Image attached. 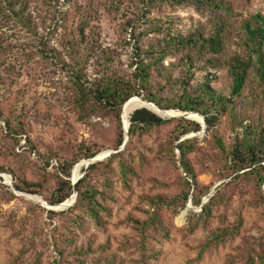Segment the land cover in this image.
<instances>
[{"label":"rangeland","instance_id":"obj_1","mask_svg":"<svg viewBox=\"0 0 264 264\" xmlns=\"http://www.w3.org/2000/svg\"><path fill=\"white\" fill-rule=\"evenodd\" d=\"M203 1L185 0L181 5H174L145 0L143 5L138 0H23L24 15L30 17L29 25H23L15 17L19 5L12 7L11 1L0 0V168L6 170V173H0V264H105L111 258H115V264H142L135 247L140 240L138 232L132 225L122 222L128 215L146 220V212L154 210L145 202L146 198L170 200L181 194L178 175L182 173L178 164L176 170L161 148L169 135L177 130L175 120L184 119L178 117L184 112L166 111L160 118L170 120L168 123L134 136L128 149L114 150L116 118L97 112L87 122H79L72 105L74 91L66 75L67 69L61 63L45 60L39 52L45 44L67 62L70 52L66 43L74 44V49L79 52L92 47L94 53L88 55L81 66L83 80L91 83L97 80L104 66L100 54L108 50L112 55V65L108 64L110 71L127 78L143 57L141 54L137 58V49L141 52L161 51L164 39L169 41L171 36H186L197 29L207 31L208 21L217 17L226 22L228 32L221 56L229 59L243 54L244 50L238 45L241 24L255 14L264 16V0H215L222 3L223 9L219 12L200 4ZM54 12H63L65 17L56 15L53 19ZM81 16L87 23L79 49L76 47L79 44L77 26ZM156 68L158 70L151 69L150 85L161 98L179 100L185 94L178 84L171 87L158 77L157 71L162 77L184 81L192 74L186 93L190 96H197L194 89L209 72L210 87L219 95L229 96L230 79L225 70L208 68L207 71L204 66L197 65L185 76L187 67H183L174 51ZM137 102L130 103L125 109ZM233 105L234 121L226 114L216 120V136L224 145L248 125L264 127V105L252 73L242 96L234 99ZM190 118L189 121L199 125L200 132L201 119L195 115ZM16 120L24 131L19 136L10 134L5 125L9 121L14 127ZM123 122L127 124L125 118ZM206 130L201 135L189 132L179 137L174 145L186 138H196V147L207 151ZM10 137L19 138V141L15 143ZM86 147L98 154L108 151L117 154L125 150L124 162L134 171L133 175L123 179L117 161L113 160L109 167L101 166L89 175L88 186L96 190L97 204L105 210L100 212L99 223L80 209L69 212L74 204L64 210L49 211L25 198L47 203L46 198L59 186L58 179L70 182L71 178L73 181L81 179L88 168H85L84 160L70 168L68 178L64 162L74 159L78 151ZM198 158L197 152L189 155L198 174L199 188L210 186L207 202L216 188L239 173L215 181L209 173H199ZM7 170H12L20 180L40 184L41 189H37L40 193L18 191L22 196L14 193L10 183L14 186L16 179ZM8 190L14 196L11 199L5 195ZM191 193L184 206L168 205L156 210L166 234L151 229L145 231L142 238L147 253H155L153 259L150 256L145 259L146 264H242L238 258L243 252L254 260L261 257V262H254L264 264V208L251 181H239L230 186L224 194L228 201L212 208L207 226L189 234L184 230L187 217L190 213H200V207L190 202ZM29 203L43 210L29 209ZM47 212L59 216L48 217ZM219 229L236 231L199 259V245ZM124 242L129 246L124 247Z\"/></svg>","mask_w":264,"mask_h":264},{"label":"trees","instance_id":"obj_2","mask_svg":"<svg viewBox=\"0 0 264 264\" xmlns=\"http://www.w3.org/2000/svg\"><path fill=\"white\" fill-rule=\"evenodd\" d=\"M11 6L16 7L19 5L16 18L21 21L23 25H29L27 17L24 15L23 0H9ZM59 1V0H50ZM69 1V0H66ZM144 5L145 0H138ZM152 1V0H150ZM161 2H170L174 5H181L185 0H158ZM206 7H210L214 12H219L223 9L221 2L215 0H205L203 2ZM149 4V3H148ZM27 4L25 3L24 6ZM23 8V10H22ZM56 13V14H55ZM60 18L65 17V13L54 12L55 16ZM86 19L84 17L79 18L78 22V36L79 44L77 48H81V44L84 39L83 28L86 26ZM226 22L219 20L217 17L211 18L208 21V30L197 29L196 31L186 36H171L169 41L164 39L165 45L161 51L141 52L137 49V58L143 54V57L137 61L136 68L130 77L119 76L115 71L111 72L112 59L111 53L106 50L101 55V64L104 66L97 80L91 83H87L83 80V73L81 66L85 64L88 55L93 54L92 47L78 50L74 49V44H67L66 48L70 53L67 55V62L58 58L57 54L50 51L49 48L43 44L42 50L39 52L45 60H49L50 63L55 61L61 63L62 67L67 69L66 75L69 77V81L72 84L74 91V98L72 100L73 109L76 111L77 119L79 122H87V119L92 115H96L97 112L105 113V116H113L117 120V136L116 142L112 146L114 150H117L123 143V125L121 121L125 118V108L128 104L124 103L132 97H141L142 100L150 102L162 110H176L179 112H192L201 115L207 125V138L204 140L207 145V151L196 147V138H186L174 143L179 137L188 134L189 132H198L200 127L197 123L185 120L176 119L177 122L176 131L172 132L167 138L166 142L162 146L161 150L166 153L167 159L176 167L177 160L175 151L178 150L180 156V164L183 170V175H178L180 180L179 196H175L170 200H164L159 197L146 198L145 202L150 208H154L152 213L146 212L147 219L140 221L132 218L130 215L126 216L122 223H128L138 232L139 241L136 242V249L139 251V260L142 264H146V260L149 256L154 258L155 253L149 254L144 244L143 238L146 230H155L161 234H166L165 229L161 226L159 218L157 216V209L162 206H178V204L184 206L188 201L193 186V192L191 193L190 202L195 207H200L202 198L208 193L210 186H204L199 188L197 182V173L194 166L189 159L191 153L197 152L199 158L196 160V166L200 170L199 173H209L212 178L217 180L227 179L236 173H239L229 182L222 185L220 188L215 189V193L208 201L201 207V211L198 214L190 213L187 217L184 230L187 233H194L199 227H206L208 220L212 214V208L218 204L225 203L228 198H224L225 191L232 185H237V182L249 180L254 184L256 188L257 197L259 203L264 208V197L262 195L261 187L264 185V127L260 125H248L241 132L236 133L228 142L224 145L222 140L216 136V120L224 114L228 115L232 121H234L233 109L234 99L240 98L242 92L247 86L249 75L252 73L257 86L259 88V96L261 102L264 105V16L255 14L249 21L243 22L240 27V36H238V45L244 50L243 54L235 55L229 59H224L222 54V45L227 37ZM31 32V31H30ZM75 50V51H74ZM177 53L179 56V62L182 63L185 68L184 75L186 76L190 70L195 66H204V69H219L225 70L230 79V93L228 97L219 95L214 89L210 87L211 74L207 72L206 79L198 84L194 92H197V96L187 95L189 79L187 81L182 79H171L169 77H162L160 71H157L158 77H161L173 87L178 84L183 92L184 97L179 100L174 98H161L151 89V69L158 70L157 65L169 55ZM45 55V56H44ZM50 55V56H49ZM51 57V58H50ZM107 65V66H106ZM124 105V106H123ZM123 106V107H122ZM122 109V111H120ZM1 116V114H0ZM121 116V120H120ZM130 122L128 127V143L125 146V150L131 144V140L134 136H140L153 128H159L170 120H163L152 112L146 109H138L130 113L127 117V122ZM14 127L11 126L9 121L5 122L7 130L10 134L19 136L24 134L22 125L18 120L13 121ZM9 138V137H8ZM12 141L17 143L19 138H12ZM113 154L103 160L102 162H96L88 166L84 175L75 184L76 201L69 212L75 210L84 211L87 216L90 217L96 224L100 222V212L105 211L100 204H97L95 194L97 193L92 187L88 186L87 179L89 175L96 173L101 166L109 167L113 160L117 161V166L121 177L126 179V175H133L134 171L124 162V151ZM79 154L70 161H65L64 165L68 168L65 172L66 177H69L70 168L79 162L80 160H89L94 158L99 152L92 151L86 147L78 151ZM13 178H15L14 187L17 191L23 193H40L37 189H41L40 184L29 183L24 180L16 178L12 170H7ZM241 172V173H240ZM0 173H6L4 168H0ZM57 188H54L50 196L46 198V202L50 205H55L67 201L71 198L73 189L70 180L58 179ZM8 198H13V194L10 190L5 192ZM37 200V199H32ZM29 209L42 208L29 203ZM48 217H58L59 214L54 212H47ZM236 230L219 229L215 230L203 244L198 247L197 257L201 256L210 250L212 247L218 245L233 234ZM124 247L129 246L128 242L123 243ZM81 254V253H79ZM62 256V253H60ZM149 258V259H150ZM238 260L242 264H255L254 261H262L261 257L252 259L250 256L243 252V255L239 256ZM105 264H115V258H111L110 261H105Z\"/></svg>","mask_w":264,"mask_h":264},{"label":"water","instance_id":"obj_3","mask_svg":"<svg viewBox=\"0 0 264 264\" xmlns=\"http://www.w3.org/2000/svg\"><path fill=\"white\" fill-rule=\"evenodd\" d=\"M131 101H139V102H141L142 104H144L143 107H139V108H137V109H135V110H138V109H146V110L152 112L153 114H155L156 116H158L159 118H160L161 116H160V114L157 113V112H162V113L166 114V112H165L166 110H162V109L158 108L157 106H155L154 104H152V103H150V102H147V101H144V100H142L141 98H137V97H132V98H130L129 100H127V101L124 103V105H125V104H128V103L131 102ZM124 105H123V106H124ZM135 110H134V111H135ZM134 111H133V112H134ZM191 115H195V116H197V117H199V118L201 119V131L198 132V135L204 134V132H205L207 126H206V123H205L204 118H203L202 116H200L199 114H197V113H192V112H184V113L178 115V117H183L184 119L192 120V119L190 118ZM166 117H172V116H168V115H166ZM122 125H123V136H124V139H123V143H122V145L118 148V151L122 150V149L126 146V144H127V142H128V127H129V125H130L129 120H128L127 124L122 123ZM113 152H114V151H108V152H105V153L102 154V155H101V154H100V155L98 154V155H96V156H95L94 158H92V159L84 160V162L86 163L85 168L88 167L89 165L93 164V163L100 162V161H102V160L108 158L111 154H113ZM176 156H177V164H178L179 170H180V172H181L182 174H184V173H183V170H182V168H181V164H180V159H179V152H178V150L176 151ZM76 182H77V181H73V180L71 179V184H72L73 193H72V196H71V197H72V201H71L70 203H68V204L64 201V202L59 203V204L50 205V204H47V203L42 202V201H39V200H32L31 198H27V197H25V198H26L27 200H30V201L34 202V203L37 204V205H40V206L44 207L46 210H49V211L64 210V209H67V208L71 207V206L75 203V201H76V191H75V187H74L75 184H76ZM10 186H11V189L13 190L14 193H16V194H18V195H21V194H20V193L14 188V186H13L11 183H10ZM192 189H193V188H192ZM263 190H264V186H263ZM211 191H212V190H211ZM210 194H211V192H209L208 195L203 199V201H202V203H201V205H200V208H199L200 211H201V207L205 204V202H206L207 198L210 196ZM21 196H22V195H21ZM189 203H190V202H189ZM187 209H190V206H187Z\"/></svg>","mask_w":264,"mask_h":264},{"label":"bare ground","instance_id":"obj_4","mask_svg":"<svg viewBox=\"0 0 264 264\" xmlns=\"http://www.w3.org/2000/svg\"><path fill=\"white\" fill-rule=\"evenodd\" d=\"M144 106V104H142V103H140V102H137V103H135V104H132V105H130V106H128L127 107V109H126V112H125V120L127 121V117H128V115L130 114V113H132L135 109H137V108H139V107H143ZM166 112V111H165ZM157 113H159L160 114V116L162 115V116H164L165 114L164 113H162V112H157ZM170 114H171V112H170ZM124 123V122H123ZM127 123V122H126ZM102 154H104V153H102ZM101 154V155H102ZM100 155V154H99ZM72 179V178H71ZM70 199H72V197L70 198ZM182 216H183V213H181V215H180V219L182 218ZM178 218V219H179Z\"/></svg>","mask_w":264,"mask_h":264}]
</instances>
